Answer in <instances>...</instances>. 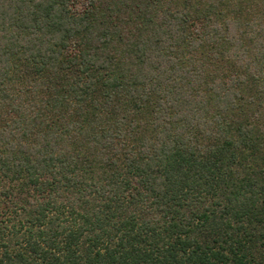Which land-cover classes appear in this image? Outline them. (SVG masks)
Segmentation results:
<instances>
[{
  "label": "trees",
  "instance_id": "trees-1",
  "mask_svg": "<svg viewBox=\"0 0 264 264\" xmlns=\"http://www.w3.org/2000/svg\"><path fill=\"white\" fill-rule=\"evenodd\" d=\"M0 264H264V0H0Z\"/></svg>",
  "mask_w": 264,
  "mask_h": 264
}]
</instances>
